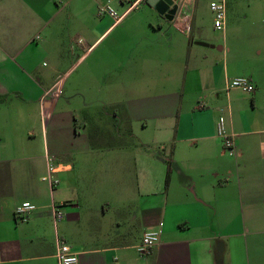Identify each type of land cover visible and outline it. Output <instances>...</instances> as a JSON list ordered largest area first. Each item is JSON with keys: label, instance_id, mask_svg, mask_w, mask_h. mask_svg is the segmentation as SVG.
<instances>
[{"label": "crops", "instance_id": "0c3cea01", "mask_svg": "<svg viewBox=\"0 0 264 264\" xmlns=\"http://www.w3.org/2000/svg\"><path fill=\"white\" fill-rule=\"evenodd\" d=\"M106 1L0 0V264H58L57 240L79 264H264V37L213 59L187 0V32L178 16L176 31L133 23L146 0L98 14ZM240 75L252 92L228 86ZM113 106L138 144L96 124ZM147 231L159 239L141 253Z\"/></svg>", "mask_w": 264, "mask_h": 264}, {"label": "rangeland", "instance_id": "374dc122", "mask_svg": "<svg viewBox=\"0 0 264 264\" xmlns=\"http://www.w3.org/2000/svg\"><path fill=\"white\" fill-rule=\"evenodd\" d=\"M175 1L180 4L186 0ZM211 1L221 2L222 0H187L184 4L183 14L187 11H193L192 17L195 24L190 37L194 42L198 43L200 51L205 50L214 59L220 47L228 49L230 54H235L244 45L264 37V0H224V30H217L213 27L214 14L210 9ZM139 8L146 10L134 13L129 17L133 19L131 20L133 23L139 18H154L161 23H165V28H171V30L176 31L171 25L168 26V22L156 10L152 9L146 1L142 2L135 11ZM146 12H151L152 15H148ZM115 111H122V108L113 106V112L109 111L113 117L101 114L95 116L96 124L100 126L103 132L119 134L122 139L118 140V143L138 144V140L135 137L124 134V124L119 118L115 117ZM126 227L132 229L133 232L136 231V228L132 225L128 226L126 224Z\"/></svg>", "mask_w": 264, "mask_h": 264}, {"label": "built area", "instance_id": "2783aa9c", "mask_svg": "<svg viewBox=\"0 0 264 264\" xmlns=\"http://www.w3.org/2000/svg\"><path fill=\"white\" fill-rule=\"evenodd\" d=\"M111 0H107L104 4L99 7L98 14H108L112 16L115 20H119L121 18L120 15L117 14L115 9L110 5ZM128 4L133 7L136 6L142 0H126ZM179 4V3H178ZM183 3L179 4L178 13H180ZM210 9L214 14L213 18V27L217 30H223L225 28V5L224 0L221 2H210ZM178 16V14H177ZM177 26L182 31L189 30V15H181L177 17ZM180 19V21H179ZM229 87L240 88L247 92H252L254 90V85L250 81V79L244 75L236 76L230 80L228 83ZM217 134L222 137V145L223 149L227 151L229 154H234V140L232 134H227L224 124V119L220 117L217 121L216 125ZM47 171L41 177L43 181H45L50 190H53L55 186L58 184V179L54 176V173L57 172L58 168L52 166L50 163V159H48ZM35 209V206L28 201L22 202L19 206L15 208V216L21 221H26L29 217V214L32 210ZM51 214L53 217V221L56 224L63 218V212L59 205L54 203L50 206ZM159 239L157 231H147L145 232L140 242L137 244L136 248L139 252L144 253L147 252ZM56 256L58 259V264H79L77 253L71 249V247L59 240L56 242Z\"/></svg>", "mask_w": 264, "mask_h": 264}, {"label": "water", "instance_id": "95a60500", "mask_svg": "<svg viewBox=\"0 0 264 264\" xmlns=\"http://www.w3.org/2000/svg\"><path fill=\"white\" fill-rule=\"evenodd\" d=\"M148 4H151L159 14L163 15L166 20L173 21L179 10V4L173 3L174 0H146ZM172 7L170 10H167L169 7ZM169 14L170 16H166V14Z\"/></svg>", "mask_w": 264, "mask_h": 264}, {"label": "trees", "instance_id": "16d2710c", "mask_svg": "<svg viewBox=\"0 0 264 264\" xmlns=\"http://www.w3.org/2000/svg\"><path fill=\"white\" fill-rule=\"evenodd\" d=\"M167 172H166V181L168 180L169 172H170V160H167ZM165 181V182H166Z\"/></svg>", "mask_w": 264, "mask_h": 264}, {"label": "flooded vegetation", "instance_id": "af4514ba", "mask_svg": "<svg viewBox=\"0 0 264 264\" xmlns=\"http://www.w3.org/2000/svg\"><path fill=\"white\" fill-rule=\"evenodd\" d=\"M173 3H176V1L174 0V2ZM172 7L170 6L167 10H170ZM164 14H166V13H164ZM163 18H165L163 15H161ZM166 16H170L169 14H166ZM166 19V18H165Z\"/></svg>", "mask_w": 264, "mask_h": 264}]
</instances>
